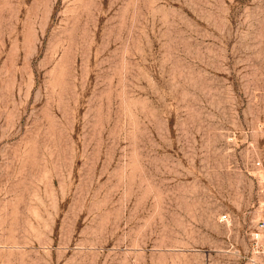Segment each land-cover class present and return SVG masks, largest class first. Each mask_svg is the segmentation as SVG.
I'll list each match as a JSON object with an SVG mask.
<instances>
[{
  "label": "rangeland",
  "instance_id": "rangeland-1",
  "mask_svg": "<svg viewBox=\"0 0 264 264\" xmlns=\"http://www.w3.org/2000/svg\"><path fill=\"white\" fill-rule=\"evenodd\" d=\"M262 220L264 0H0V264H264Z\"/></svg>",
  "mask_w": 264,
  "mask_h": 264
},
{
  "label": "built area",
  "instance_id": "built-area-1",
  "mask_svg": "<svg viewBox=\"0 0 264 264\" xmlns=\"http://www.w3.org/2000/svg\"><path fill=\"white\" fill-rule=\"evenodd\" d=\"M257 165H260V162L257 161ZM227 215H224L223 218L225 219ZM259 229L255 230V232L252 234L253 240H254V246H257L262 239V236L264 235V220H262L259 223Z\"/></svg>",
  "mask_w": 264,
  "mask_h": 264
},
{
  "label": "crops",
  "instance_id": "crops-1",
  "mask_svg": "<svg viewBox=\"0 0 264 264\" xmlns=\"http://www.w3.org/2000/svg\"><path fill=\"white\" fill-rule=\"evenodd\" d=\"M261 246H263L262 245V243H261V245L260 244H258L257 246H255L256 248H260Z\"/></svg>",
  "mask_w": 264,
  "mask_h": 264
}]
</instances>
